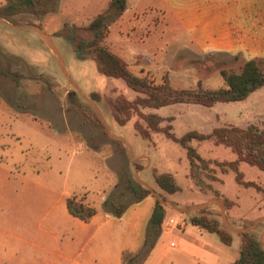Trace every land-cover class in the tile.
Instances as JSON below:
<instances>
[{
	"label": "rangeland",
	"instance_id": "1",
	"mask_svg": "<svg viewBox=\"0 0 264 264\" xmlns=\"http://www.w3.org/2000/svg\"><path fill=\"white\" fill-rule=\"evenodd\" d=\"M108 2L58 0L56 10L44 15L4 17L0 12V70L8 73L0 74V183H4L0 194L20 193L21 183L52 180L56 194L66 189L86 193L103 208L102 196L120 190L125 168L137 183L151 190L141 202L131 204L123 218L113 220L115 228L128 234L124 250L138 253L133 262L125 264H233L241 243L238 229L244 225L264 247L263 170L241 163L242 181L252 184H239L235 173L218 165L234 159L232 151L210 140H193L191 144L211 161V171L200 170L201 187L190 176L186 151L180 144L159 135L153 146L136 136L132 123L120 126L114 120L108 96L133 98L136 93L121 80L100 74L90 54L74 50V45L90 37L83 27ZM6 3L0 0V8ZM122 17L111 25L106 43L124 57L133 72L155 84L167 75L174 87L194 88L200 80L205 87L215 88L223 84L220 68L237 67L227 56L193 52L195 45L160 0H128ZM65 23L69 26L60 35ZM92 92H98L101 99L94 100ZM141 111L161 115L165 118L161 125L172 124L177 137L190 130L209 133L224 125L263 128L264 86L244 100L218 102L212 107L176 103ZM11 116L25 122L10 126ZM169 116L174 117L171 122L166 120ZM91 117H99L100 124ZM81 140L88 148L77 154ZM153 169L172 173L182 190L173 194L161 190ZM126 195L127 200L133 199L132 194ZM225 198L233 203L230 209ZM157 199L167 210L164 222L174 218L185 226L165 230L153 253L143 247V239L151 204ZM201 210L218 219L232 235L231 245L191 224L190 217ZM108 262L122 264L117 241Z\"/></svg>",
	"mask_w": 264,
	"mask_h": 264
},
{
	"label": "trees",
	"instance_id": "2",
	"mask_svg": "<svg viewBox=\"0 0 264 264\" xmlns=\"http://www.w3.org/2000/svg\"><path fill=\"white\" fill-rule=\"evenodd\" d=\"M7 3L0 12L4 17H11L20 13L46 14L56 10L58 0H6ZM128 0H109L108 5L102 9L83 28L89 32L90 37L79 41L74 45V50L78 54H90L95 62L97 71L106 76L109 80H121L127 88L136 93V96L129 98L123 94L116 97H109L112 106L114 120L125 126L132 123L136 136L155 146V137L162 135L166 139L180 144L186 151L190 166V176L194 182L202 187L200 170H209V159L204 158L193 146V140H210L216 146L229 149L235 155L234 159L220 162L218 165L228 167L235 173L239 184L250 185L251 183L242 181L240 164L245 163L251 167H256L264 171V127L249 125L246 128L236 125H224L215 127L209 133H202L198 130H190L177 137L172 132V124L163 127L161 123L165 120L161 115L150 112L142 113L141 108H161L176 103L200 104L212 107L218 102H232L244 100L257 89L264 86V58L255 57L246 59L242 54L231 55L229 53L216 52L209 53L227 56L237 64V67L228 66L220 68L223 84L219 87H205L199 80L196 87L178 88L171 84L169 76L165 75L162 83L155 84L147 76H140L133 72L129 64L118 54L113 52L106 43L110 33V26L124 14L127 9ZM69 23H65L59 34H64V29ZM194 61V62H193ZM194 66L199 68L197 60H192ZM228 62L226 61L225 64ZM0 74L8 75L1 71ZM17 80L15 75H10ZM91 97L99 101L101 99L98 92H92ZM168 121L174 119L173 116L166 117ZM96 124H100L99 117L90 118ZM137 169L140 168L136 165ZM213 178V175H209ZM153 177L161 190L168 194L180 192L181 186L175 177L169 172H159L153 169ZM121 188L111 192L103 201V209L115 217H121L128 207L147 197L151 190L137 183L127 169L121 173ZM126 194H132L133 199L127 200ZM226 206L230 209L233 203L225 198ZM68 211L71 215L84 221H89L96 213L97 208L86 201V196L72 194L66 199ZM201 210L200 214L190 217V222L201 229L215 233L219 240L231 245L232 235L220 226L218 219L208 217ZM167 210L165 205L157 199L146 228L144 248L153 249L163 232V222ZM244 227H247L244 225ZM239 255L233 264H264V247L257 236L251 231H242ZM138 253L125 251L123 260L133 262Z\"/></svg>",
	"mask_w": 264,
	"mask_h": 264
},
{
	"label": "crops",
	"instance_id": "3",
	"mask_svg": "<svg viewBox=\"0 0 264 264\" xmlns=\"http://www.w3.org/2000/svg\"><path fill=\"white\" fill-rule=\"evenodd\" d=\"M160 2L195 45L193 52L240 53L246 59L264 58V0ZM17 121L25 122L11 116L7 123L12 126ZM87 148L81 140L77 143V154H83ZM19 186L20 193L16 195L0 194V264H99L98 261L110 264L115 241L125 264L123 253L127 251L124 243L128 234L115 228L116 217L104 211L94 198L83 193L86 201L97 208V213L84 221L68 211L66 199L73 192L66 189L56 194L52 180H33ZM107 197L102 196V203ZM154 204H151V212ZM127 210L117 218H123ZM165 222L162 234L166 233Z\"/></svg>",
	"mask_w": 264,
	"mask_h": 264
},
{
	"label": "built area",
	"instance_id": "4",
	"mask_svg": "<svg viewBox=\"0 0 264 264\" xmlns=\"http://www.w3.org/2000/svg\"><path fill=\"white\" fill-rule=\"evenodd\" d=\"M174 225H178L180 228H184L185 222L184 221H181V222L175 221L174 218H170L167 223L165 222V230L170 229ZM172 246H175L174 242H172Z\"/></svg>",
	"mask_w": 264,
	"mask_h": 264
},
{
	"label": "water",
	"instance_id": "5",
	"mask_svg": "<svg viewBox=\"0 0 264 264\" xmlns=\"http://www.w3.org/2000/svg\"><path fill=\"white\" fill-rule=\"evenodd\" d=\"M238 230H240V231H249V227H243V228L238 229Z\"/></svg>",
	"mask_w": 264,
	"mask_h": 264
}]
</instances>
